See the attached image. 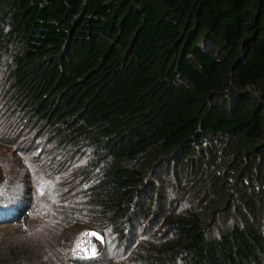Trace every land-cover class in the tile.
I'll use <instances>...</instances> for the list:
<instances>
[{"label":"trees","instance_id":"1","mask_svg":"<svg viewBox=\"0 0 264 264\" xmlns=\"http://www.w3.org/2000/svg\"><path fill=\"white\" fill-rule=\"evenodd\" d=\"M0 52L31 113L102 162L92 229L122 242L162 218L122 264H264V0H0ZM187 168L201 183L181 208L163 191ZM230 203L239 221L214 235ZM25 232L0 264H52L59 229Z\"/></svg>","mask_w":264,"mask_h":264},{"label":"rangeland","instance_id":"2","mask_svg":"<svg viewBox=\"0 0 264 264\" xmlns=\"http://www.w3.org/2000/svg\"><path fill=\"white\" fill-rule=\"evenodd\" d=\"M9 58V54L0 52V214L5 218L0 221H16L8 225L0 223V243L15 241L26 231L25 240L34 245L42 244L44 235L53 225L54 229H59L57 233L61 237L52 244L51 252L49 248L46 250L52 264H102L104 261L122 264L132 255L131 252L127 256L129 247L144 237V232L154 234L158 231L162 218L144 224V230L143 224L136 221L129 240L122 242L112 227L105 236L92 229L88 224L91 218L86 204L91 187L88 173L89 169L97 171L102 162L95 159L90 147L65 140L56 131L57 127L31 113L27 96L17 92L11 80ZM225 169L226 165L214 170L208 167L202 174L211 171L221 175ZM184 175L181 183L174 180L163 191L166 202L178 199L181 208L192 204L195 198L193 189H199L201 183L189 168L185 169ZM220 182L232 183V179L228 177ZM191 183L189 190L180 196L176 190ZM209 185L207 183L201 188L199 199H207L205 192ZM230 188L233 200H238V203L244 195H240L236 187ZM259 190L263 198L261 203H264L263 187ZM67 205H75L71 210L73 214L66 209ZM234 205L230 203L227 210L220 211L214 226L215 233L211 231L214 235L239 221ZM260 218L264 221L263 212ZM30 222L32 225L28 227ZM86 232H96L103 237V243L95 237H85L97 246V255L92 258H84L85 254L76 250L78 238ZM130 264L137 263L132 261Z\"/></svg>","mask_w":264,"mask_h":264},{"label":"snow or ice","instance_id":"3","mask_svg":"<svg viewBox=\"0 0 264 264\" xmlns=\"http://www.w3.org/2000/svg\"><path fill=\"white\" fill-rule=\"evenodd\" d=\"M85 237H95L101 243H103V237L96 232H86L81 234L76 243V250H79L85 254L84 258H92L97 255V246L90 240H85Z\"/></svg>","mask_w":264,"mask_h":264}]
</instances>
